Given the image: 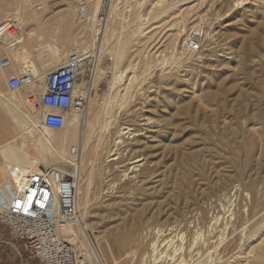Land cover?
<instances>
[{"label": "rangeland", "instance_id": "rangeland-1", "mask_svg": "<svg viewBox=\"0 0 264 264\" xmlns=\"http://www.w3.org/2000/svg\"><path fill=\"white\" fill-rule=\"evenodd\" d=\"M82 1L0 0V19L22 7L24 24L20 32L41 35L24 44L36 58L46 42H64L70 50L75 41H83L87 28L77 14ZM136 1L139 0L117 1L119 14L125 13L127 20L123 31L120 17L108 23L110 30L123 32L120 39L131 38L128 58L134 56L141 66V51H151L154 60L158 55L167 54L173 46L179 49L184 34L190 32V38L194 37L200 45V57L155 70L128 109L116 115L117 126L134 129L124 139L127 149L120 155L121 163L113 164V160L106 158L108 144L105 142V149L99 154L98 178L92 184L86 206H81L82 222L96 244L110 231L132 223L139 212L140 225L149 231L148 226L156 223L222 215L221 206L226 207L230 201L236 212L245 202L243 193L246 192L251 200L264 204V0H165L156 9H151V0L141 1L140 7ZM42 2L45 7L37 20L29 19L26 14L38 11L36 6ZM125 5L129 8L125 9ZM138 15L147 17L142 35L136 32ZM201 16L205 17V23L200 31H195L193 26ZM65 17L70 20L69 27H64ZM180 26L184 28L178 33ZM108 63L106 54L102 64ZM91 65V60L83 61L77 84L90 80ZM18 67L14 64L10 69L16 71ZM43 82L34 89L24 86L10 91L1 81L0 90L19 98L22 95L23 103L27 97L35 98L43 91ZM105 90L106 78H103L96 88V100L99 101ZM0 156L3 159L1 148ZM13 157L22 160L15 154ZM142 165L149 172L139 173ZM60 167L73 173L70 167ZM127 167V174L120 176ZM4 182L0 176V187ZM237 188L241 189V195L234 193ZM251 205L246 233L264 218L262 206L255 207L254 202ZM240 217L239 223L243 222ZM237 235H228L224 241L227 249L220 254L221 261L229 255L228 247ZM72 249L76 257L78 248ZM17 250L25 254L23 243L13 240L8 228L0 225V254L9 258L15 255L18 259Z\"/></svg>", "mask_w": 264, "mask_h": 264}, {"label": "bare ground", "instance_id": "bare-ground-1", "mask_svg": "<svg viewBox=\"0 0 264 264\" xmlns=\"http://www.w3.org/2000/svg\"><path fill=\"white\" fill-rule=\"evenodd\" d=\"M78 1L81 2V0ZM117 1H82V4L77 8V14L87 28V36L83 41H75L70 50H67L64 42L60 44L56 40L46 42L44 50L36 56L38 61L25 49L24 44L34 37H41V35L35 32L28 34L20 32L24 24L22 7H17L14 12L7 13L0 19L1 22L3 19L11 17L16 22V30H12V34L0 42V48L9 57L11 64L9 68L16 64V67L19 66V70L27 69L35 78L34 83L25 86L32 89L35 86L38 87L44 80L45 73L63 64L71 51L78 53L83 61L89 59L93 63L90 80L82 81L77 84L75 89V93L86 97V104L80 112H69L60 130L45 128L42 124V118L46 111L39 106V97L43 92V87L42 92L35 98L27 97L23 101L26 103L25 109H23L22 101L18 102L22 95L20 98L17 95L9 98L8 107L16 135L10 142L13 149L3 152V159L0 156V176L12 186H19L25 176L37 171L40 166L55 167L62 172L65 170L60 166L73 169V173L75 172L78 178L75 198L78 214L64 235L72 244V248H78L79 253L76 257L84 256L83 264H262L264 261V218L253 228L251 226L250 233H246V224L250 220L248 218L249 208L253 206L251 204L254 202L256 207L262 206V203L257 199L251 200L250 194L246 191L243 193L245 202L239 206L236 212L232 209L233 201H230L226 207L221 206L223 207L222 215H211L209 219L195 217L192 221L183 219L179 222L171 220L156 223L153 226H148L149 231H147V227L140 225L139 212L136 213L134 221L130 219L133 221L130 223L132 225L123 224L118 229L110 231L106 236L100 237L101 240H98L97 244L92 242L87 225L81 219L83 216H81V206L87 202L92 184L98 178L100 151L106 142L108 144L106 150L108 161L113 160V164L121 163L120 155L127 145L124 139L128 137L130 131L134 130L128 126H117L116 115L121 110L124 112L128 109L135 94L140 92L141 86L151 78L155 70L169 68L194 56L200 57L199 51H192L187 45L191 36L190 32L184 34L179 49L173 46L167 54L158 55L154 60L151 51H141L140 56L143 58V64L138 66V62L133 59L134 56L132 55V60L127 55L131 38L128 36L124 40L119 38L123 34L122 31L126 27L125 21L127 22V20L124 17L125 13L119 14V2ZM141 1L147 0L136 1L138 7L141 6ZM164 1L151 0V9L161 7ZM44 7L45 3L42 2L40 6H36L38 11L28 12L27 17L33 21L37 20ZM126 7L129 8L125 5V9ZM79 9L84 10L83 19L79 14ZM117 17H120L122 33L117 31L118 29L110 30L109 28L108 23ZM204 18L201 16L198 19L199 23L193 26V30H201V25L205 23ZM146 22V16H137L135 24L138 27L136 31L138 35H142ZM63 24L64 27H69L70 20L65 17ZM182 27H178V33L183 31L184 27ZM106 54L109 56V63L104 66L102 60ZM5 70L0 68V83ZM103 78H106V90L98 101L96 100V88ZM31 94L34 96V92L31 91ZM115 125L117 127L113 131ZM57 137H61V139L58 140ZM31 147L33 151L29 150ZM72 148L76 149V153H72ZM14 154L22 160H15ZM113 155L115 156L113 157ZM147 168L142 165L139 168V173L149 172V168ZM127 169L128 167L122 169L120 176L126 175ZM108 185L110 184L108 183ZM234 193L241 195L242 192L237 188ZM237 198L239 196H236ZM262 208L264 209V204ZM240 216L243 218L241 223H239ZM182 222L183 224H181ZM233 233H237L239 236L233 238V244L228 247L229 255L224 261H221L223 257L220 254L227 249V244L225 246L223 243L228 239V235ZM103 248L109 256L105 255ZM250 254H253L251 258Z\"/></svg>", "mask_w": 264, "mask_h": 264}, {"label": "built area", "instance_id": "built-area-1", "mask_svg": "<svg viewBox=\"0 0 264 264\" xmlns=\"http://www.w3.org/2000/svg\"><path fill=\"white\" fill-rule=\"evenodd\" d=\"M83 19L84 10L79 9ZM16 30V22L10 17L0 22V42ZM192 51H198V41L191 37L187 43ZM82 57L75 51L66 61L44 75L43 92L39 106L46 109L42 124L45 128L60 130L69 112H80L86 97L75 93ZM6 53L0 56V68L10 66ZM91 78L93 63L88 69ZM35 78L27 69L6 80V87L15 91ZM29 98H31L29 96ZM72 153L76 149L72 148ZM77 176L55 167H40L25 176L19 186L5 182L0 189V225L8 228L13 240L21 241L25 254H17L20 264H83L84 256L74 257L72 244L64 233L76 219Z\"/></svg>", "mask_w": 264, "mask_h": 264}, {"label": "crops", "instance_id": "crops-1", "mask_svg": "<svg viewBox=\"0 0 264 264\" xmlns=\"http://www.w3.org/2000/svg\"><path fill=\"white\" fill-rule=\"evenodd\" d=\"M3 54V50L0 51V56ZM20 70H16L13 71L10 68H6V70L4 71V73L2 74L3 77H1V79H3L2 81L6 83V80L9 79L10 77L16 75L17 73H19ZM1 86V84H0ZM12 91V90H10ZM17 91V90H15ZM13 95H10L6 92H3L2 90H0V148L2 150V152H7L12 150V145H10V142L13 140V138L16 135V130L13 126L12 123V119H11V113H10V108L8 107L9 103V98H12ZM18 102H21V100L19 99ZM44 111H47L46 109H43ZM18 250H17V252ZM17 258L15 257V255H13V257L9 258L4 254H0V264H20L17 263ZM33 264V263H32Z\"/></svg>", "mask_w": 264, "mask_h": 264}]
</instances>
